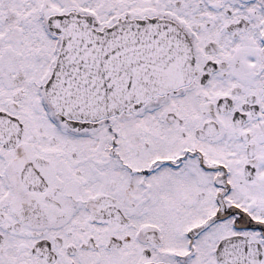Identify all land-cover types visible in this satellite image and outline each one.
Instances as JSON below:
<instances>
[{"label":"snow or ice","instance_id":"1","mask_svg":"<svg viewBox=\"0 0 264 264\" xmlns=\"http://www.w3.org/2000/svg\"><path fill=\"white\" fill-rule=\"evenodd\" d=\"M0 264H264V0H0Z\"/></svg>","mask_w":264,"mask_h":264}]
</instances>
